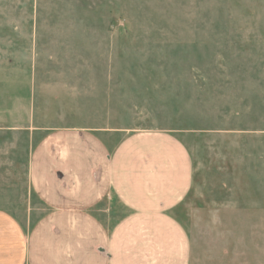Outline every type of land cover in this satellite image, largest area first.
<instances>
[{
	"label": "rangeland",
	"instance_id": "374dc122",
	"mask_svg": "<svg viewBox=\"0 0 264 264\" xmlns=\"http://www.w3.org/2000/svg\"><path fill=\"white\" fill-rule=\"evenodd\" d=\"M55 132L86 139L83 161L173 135L187 264H264V0H0V208L26 232L47 211L30 154Z\"/></svg>",
	"mask_w": 264,
	"mask_h": 264
},
{
	"label": "crops",
	"instance_id": "0c3cea01",
	"mask_svg": "<svg viewBox=\"0 0 264 264\" xmlns=\"http://www.w3.org/2000/svg\"><path fill=\"white\" fill-rule=\"evenodd\" d=\"M55 133L29 158L32 190L47 211L26 232L0 208V264L188 263V239L171 213L193 179L179 140L165 132L131 134L110 153L95 148L87 162L80 133ZM113 201L124 214L107 228L102 217Z\"/></svg>",
	"mask_w": 264,
	"mask_h": 264
}]
</instances>
